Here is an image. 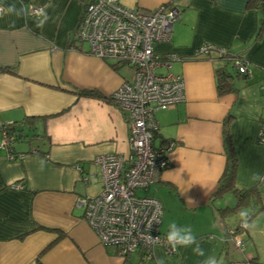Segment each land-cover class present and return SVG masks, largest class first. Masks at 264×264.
Here are the masks:
<instances>
[{
    "label": "crops",
    "instance_id": "crops-1",
    "mask_svg": "<svg viewBox=\"0 0 264 264\" xmlns=\"http://www.w3.org/2000/svg\"><path fill=\"white\" fill-rule=\"evenodd\" d=\"M90 1L0 0L3 9H25L0 16V264H203L208 257L218 264H264V144L256 141L264 121L260 8L247 7V0H120L141 11L171 1L179 10L170 40L156 43L154 50L180 57L170 69L183 77L185 98L154 111V145L171 141L173 146L168 165L140 193L161 202V233L173 223L190 228L204 251L195 254L193 244L167 254L157 246L153 258L145 260L139 252L117 256L114 247L99 240L77 204L101 188L95 156L128 151L126 113L109 98L127 79L122 63L91 54L88 44L75 38ZM47 4L48 19L40 27L42 17L26 8ZM205 43L246 62L247 73L234 77V90L217 91L216 69L226 65L234 71L230 64L215 52L193 55ZM27 117H34L32 125ZM9 124L20 130L21 139H11L8 151L1 141L3 126ZM225 127L237 161L235 186L258 191L261 207L244 208L251 213L252 230L220 217L222 208L236 203L231 191L214 195L227 162ZM256 173L259 180L253 179Z\"/></svg>",
    "mask_w": 264,
    "mask_h": 264
},
{
    "label": "built area",
    "instance_id": "built-area-1",
    "mask_svg": "<svg viewBox=\"0 0 264 264\" xmlns=\"http://www.w3.org/2000/svg\"><path fill=\"white\" fill-rule=\"evenodd\" d=\"M40 8L28 5L26 10L35 15ZM178 19L179 10L171 1L150 11H141L120 0H91L85 5L75 28V38L86 42L91 54L126 63L134 71L130 81L124 79L109 95L126 113L128 151L95 156L101 188L98 193L85 194L77 200L83 208L84 220L99 240L114 247L115 254L120 257L139 252L141 258L151 260L157 246L167 254L175 252L167 243V233L159 229L163 212L161 202L139 191L147 190L156 181L159 171L168 165V152L173 146L171 141L154 145L153 132L158 128L154 111L171 108L185 98L183 77L170 69V63L180 57L174 53L159 55L154 50L156 43L170 40L172 24ZM210 52L228 57L235 69L247 73L246 62L229 54L224 47L205 43L193 55ZM260 88L264 91V79ZM10 140L11 136L3 130L1 146L7 147ZM256 141L264 144V121ZM235 243L240 246L242 240L236 237Z\"/></svg>",
    "mask_w": 264,
    "mask_h": 264
},
{
    "label": "trees",
    "instance_id": "trees-1",
    "mask_svg": "<svg viewBox=\"0 0 264 264\" xmlns=\"http://www.w3.org/2000/svg\"><path fill=\"white\" fill-rule=\"evenodd\" d=\"M246 6L250 8L252 7L260 8L262 12V16L260 19L259 31H262V29H264V0H247ZM235 57H238V56H235ZM219 58L224 60L226 62L225 64H230L232 69L234 70V71H230L226 67V65L222 67H218L216 69L217 91H218V94H223V93H227L235 89L234 84H233V79L235 76L238 77L239 75H245V74L235 69L233 62L228 57L223 56ZM115 63H122V62L116 61ZM3 69L8 70L7 68H3ZM78 92L79 94H82V95H88V96H94V97L99 96L98 92L94 90H80ZM26 119L29 125H32L34 117H27ZM3 130L9 136H11L12 140L21 139L19 138L18 133H17L20 130H17L14 127V125L9 124V125L3 126ZM223 133H224L225 147H226V152H227V162H226L225 168L221 176L219 177L217 187L214 191V195H222L223 193L228 192V191H231L233 193V195L236 198V203L231 207L222 208L220 210V217L222 219L223 218L224 219L234 218L240 224L241 222L240 212L244 210V208H247V204H251L252 206H255V208L256 207L260 208L261 207L260 200H259V195H258L256 186H251L249 188H238L237 186H235L234 178H235L237 161L231 150V146H230L229 139H228L227 127L224 128ZM156 135H157V130L153 132V138ZM7 148L9 151L10 144L7 146ZM236 227H241V226L238 225ZM236 227L233 229L236 230L237 229ZM226 230H227L228 236H233L234 232L232 231L230 232L228 228H226Z\"/></svg>",
    "mask_w": 264,
    "mask_h": 264
},
{
    "label": "clouds",
    "instance_id": "clouds-1",
    "mask_svg": "<svg viewBox=\"0 0 264 264\" xmlns=\"http://www.w3.org/2000/svg\"><path fill=\"white\" fill-rule=\"evenodd\" d=\"M51 7L50 4L44 5L43 8L37 9L35 12V15L37 17H42V19L39 21L40 27L43 26L44 22L48 19V15L45 11L46 8ZM3 9V8H0ZM25 11L24 8H21L20 10H17L15 5H11L7 7L6 9L0 10V16L5 14H12L15 13L16 15H20ZM254 180L260 179V174L256 173L253 175ZM240 220H241V227L246 230H252L254 228V222L251 221V213L248 210H242L240 212ZM151 239V237H150ZM167 243L175 249L177 246H190L195 244L196 247L193 248V251L195 254L199 256L204 255L203 249L200 248L199 243L196 241L195 236L192 234V231L190 228H183L178 229L177 226L173 223L170 225V231L167 233ZM203 264H218L215 257H208Z\"/></svg>",
    "mask_w": 264,
    "mask_h": 264
},
{
    "label": "rangeland",
    "instance_id": "rangeland-1",
    "mask_svg": "<svg viewBox=\"0 0 264 264\" xmlns=\"http://www.w3.org/2000/svg\"><path fill=\"white\" fill-rule=\"evenodd\" d=\"M121 66H123V67H121V68H122L123 71L125 72L127 79L130 81L131 78H132V75H133V72H134V71H133L132 69L128 68V67H127L128 65H127L126 63H122ZM28 133H29V132H28ZM31 142H32V144H33V143L35 142V139H32ZM16 144H18V143H16ZM21 144H24V142H21ZM25 145H26V143H25ZM139 192H141V191H139ZM230 246H231V245H230Z\"/></svg>",
    "mask_w": 264,
    "mask_h": 264
}]
</instances>
